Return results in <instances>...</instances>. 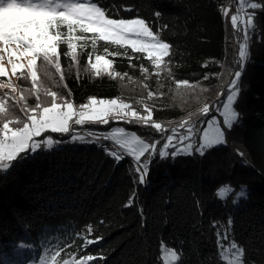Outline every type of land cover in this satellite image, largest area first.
<instances>
[{"label": "trees", "instance_id": "obj_1", "mask_svg": "<svg viewBox=\"0 0 264 264\" xmlns=\"http://www.w3.org/2000/svg\"><path fill=\"white\" fill-rule=\"evenodd\" d=\"M228 1L100 0L106 8L118 11L112 18L139 17L154 32L159 31L171 45L166 58L171 75L165 71L157 77L150 61L130 49L131 61L123 55L105 54V47L109 53L123 49L104 42L95 49L89 44L74 64L64 55L67 46L62 44L64 80L47 66L53 81L48 88L66 95L71 90L74 103H84L89 96L117 97V78L94 76L87 68L91 52L92 57L99 54L112 59L114 70L122 75L139 78L141 65L149 69L148 87L162 93V107L151 108L152 118H173L200 105L217 83L213 104L220 105L239 70V42L244 37L243 27L237 32L231 24L232 5L227 15L223 13ZM234 1L238 7L239 0ZM248 2L259 3L261 8L246 9L254 13L255 28L234 104L240 116L232 128L225 129V143L206 149L203 156L194 149L192 155L175 158L162 159L156 153L144 184L138 182L133 159L124 157L117 164L95 143L40 150L6 174L0 172V264H40L42 255L54 264L51 257L57 251L60 264L77 252V260L83 255L106 257L90 264H162V243L182 254L178 264H226L219 255L218 231L228 233L224 245L236 242L244 249L243 264H264V0ZM184 79L190 85H207L197 94L190 90L188 102L180 107L178 99L168 93L177 87V80ZM200 122L197 126L201 128L203 119ZM121 125L139 131L138 126H125L121 121L89 124L98 128ZM225 184L233 191L222 200L215 193ZM242 187L246 196L237 198ZM133 194L132 205L125 207ZM88 226L92 227L90 235ZM81 234L102 239L83 249ZM57 242L59 247L45 252L46 244Z\"/></svg>", "mask_w": 264, "mask_h": 264}, {"label": "snow or ice", "instance_id": "obj_2", "mask_svg": "<svg viewBox=\"0 0 264 264\" xmlns=\"http://www.w3.org/2000/svg\"><path fill=\"white\" fill-rule=\"evenodd\" d=\"M239 3L237 14L231 15L233 29L240 31L242 26L244 32L243 42H239L237 57L239 70L234 73L235 78L231 80L222 110L218 105L215 106L216 111L223 116L224 125L229 129L240 116L234 104L240 91L238 81L250 56V33L255 28L254 13L246 9L261 8V4L249 3L248 0H239ZM124 10L132 11L129 7H125ZM227 11L224 10L225 15ZM113 15H118V11L113 12L106 8L100 0H0V77L4 78L0 79V172L6 174L16 163L24 162L40 150L51 151L65 143H95L104 148L106 155L114 158L117 164L124 159V153L133 157L138 165L135 169L139 177L138 182L140 184L147 182L148 163L156 154L159 142L147 143L135 132H127L124 127H113L103 133L94 131L81 133L77 127L89 124L108 125L120 121L148 124L152 121V109L147 104L144 107L146 113L144 115L121 98L104 99L89 96L87 102L77 105L71 99V90L67 96L52 91L39 75L38 62L44 66L45 76L51 79V74L47 71V66H51L60 73V80L63 81L60 46L66 44L67 52L64 55L70 57L74 64H78L80 53L89 44L95 49L100 42L123 49V52L109 53V48L105 47V54L123 55L131 61L134 57L128 55L130 49L132 53L143 54V57L150 61L157 77L165 71L171 75L169 63L166 61L171 55V45L160 37L159 31L154 32L145 19L112 18ZM156 15L159 16L160 13L157 12ZM62 29H66V33ZM88 63L94 76L107 74L113 79L117 77L123 79L128 75L115 71L113 60L106 58V55L97 54L93 61L92 53L89 52ZM140 71L147 79L149 69L141 65ZM21 81H30L31 88L21 87ZM176 86L190 87V84L184 79L177 80ZM153 95V92H148L149 98ZM32 96L36 98L34 106L27 102ZM17 107L22 116L15 114L14 110ZM211 111L212 106L204 104L198 113L190 114L182 121L179 128H173L172 134L167 135V142L160 148L159 156L163 159L169 155L173 158L179 155H192L193 149L203 156L206 149L225 143L224 131L215 116L207 120V127H204L200 134L199 144L196 143L195 137L199 132L196 125L201 122L193 119V116H206ZM152 127L160 132L167 131L160 123H152ZM180 129H185L187 135L181 134ZM50 133L60 134L61 137L67 136L68 139H54ZM102 140L111 141L116 147H106L100 143ZM185 141L188 143L185 144ZM169 148L175 150L169 153ZM145 156L147 159L142 160ZM232 191L231 186L225 184L220 186L215 194L223 200ZM236 196L237 198L246 196L243 187ZM134 198L135 194L125 207H130ZM233 203H237V200ZM87 232L91 234V226H88ZM217 237L220 257L226 260L227 264H243L244 249L236 242H232L227 248L224 245V241L228 239L227 231L223 235L218 231ZM79 238L83 239V249L102 239V237L88 239L83 234ZM20 247L31 246L21 244ZM53 247H59V242L55 245L46 244L45 252L51 251ZM160 252L163 264H178L182 255L163 244ZM60 255L61 253L57 251L51 257L54 264H60L58 260ZM77 255L79 252L72 254L71 259H64L63 264H90L98 258L106 259L102 255L100 257L83 255L77 260ZM40 264H48L46 256H40Z\"/></svg>", "mask_w": 264, "mask_h": 264}, {"label": "rangeland", "instance_id": "obj_3", "mask_svg": "<svg viewBox=\"0 0 264 264\" xmlns=\"http://www.w3.org/2000/svg\"><path fill=\"white\" fill-rule=\"evenodd\" d=\"M230 2H231V0L228 1L226 3V5L223 7V9H222L223 13L225 14V12H224L225 9H227L229 11L230 6L232 5V7H233L232 9H234L233 15L237 14V10L240 7V3H239V6L236 7L235 1H234V3H232V2L230 3ZM62 31H64L66 33L67 30L66 29H62ZM237 43H238V40H237ZM94 58H95V56L92 57L93 61H94ZM4 63L5 64L7 63V58H5ZM87 65H88L87 68L89 69L91 74H93V70L91 69L89 63ZM39 68H40V72H39L40 78L45 82L46 86L48 87L50 82H53V81H51L47 76H45V74H44V66L40 65V62H39ZM47 71L49 73H51V70L48 67H47ZM142 74L143 75L140 76L139 78L138 77L134 78V77L129 76V75L124 76L123 79H121L120 77H117V80L119 81V86H120V93L115 98L123 99L125 103L133 105L136 108L137 111H139L142 115H144V114H146L144 112L145 104H147L149 106V108H152V107L160 108V107H162V104L160 102L161 101L160 97H161L162 93L161 92H155V91H153V89L148 87L149 85H148V82H147L148 80L147 79L150 77V74H149V77L147 76V79H145V74L144 73H142ZM51 77H52V74H51ZM0 79H4V78L0 77ZM13 79H15V77H13ZM20 84H21V87H23V88H26V89L27 88H31V82L30 81H21ZM173 84H175V82ZM145 85H147V87ZM206 85L207 84L203 85L202 82H199L197 84L190 85V87H180L178 89H177V87H173V89L170 91V93H168V96H171L172 99L173 98H177L178 102H179V106L183 107L188 102L187 98H188V95L191 93L190 90H195L196 93H194V94H197V93L201 92ZM217 86H218V83L215 84L213 90H210L209 94L207 95V98L203 102H201L200 105H198L196 107L194 106V107H192L190 109H186L184 113H182V114H180V115H178L176 117L165 118V119L152 118V121L150 123H148V124H144L142 122H140V123H136V122H134V123H124L123 121H121V122H123L125 126H129V125L130 126H138L139 127V131L138 132L136 131L137 129L136 130L125 129V130L127 132H129V133L135 132L138 136H140L142 139H144L145 142H147V143H157V142L162 143L161 147H158L159 143H157L156 153H159L160 148H162L163 144L167 142V135H171L172 134L171 130L173 128H179L180 123L182 121L186 120L189 117L190 114L198 113V110L200 108H202L204 104H209L210 106H212V111L208 115H206V116L194 115L193 116V119L198 120V121L203 119V124H202L201 128L196 125V127L199 129V132H197L196 137H195V138L198 139V141H197V145H198L199 144L200 134L202 133L203 128L207 127V120L211 119L213 116L216 117V119H217V121H218V123H219V125H220V127H221V129L223 131H225V129L227 128V126L224 125V123H223V116H221L220 113L216 111V107L213 104L214 96H215L214 93H215V90L217 89ZM191 87H192V89H190ZM174 89H176V90H174ZM52 91H56V90H52ZM149 91L154 93L153 97H151V98L148 97V92ZM58 92L61 95L67 96L66 93L63 92V91H58ZM224 95L225 96H224L223 102L220 105H218L221 108V110H222L223 103L226 101V98H227V95H228V91ZM42 96H43V94H42ZM104 99H109V98H104ZM140 101H143V103H140ZM27 102H28V104L30 106H34L36 104L35 96L30 97ZM9 103H11V101ZM75 104L79 105L81 103H75ZM14 111H15L16 115H21L22 116V114L20 113L18 107ZM152 123H160L162 125V128L166 129L167 131L166 132L157 131L154 127H152ZM77 127H78V130H79V128L81 126H77ZM85 127H88V128H91V129L111 130V128H98V127L89 126V125H85ZM116 127H123V125L116 126ZM145 128H148V130H146ZM180 133L183 134V135H187V132H186L185 129H180ZM50 135H52L54 139H62L60 134H51L50 133ZM64 139L66 140V139H68V137L64 136ZM186 143H188V141H185V144ZM89 144L90 143H83V144L82 143H65V144H62V145L78 146V145H89ZM62 145H59L57 147H60ZM174 150H175L174 148L171 149V152L174 151ZM126 154L127 153H124L125 157H126ZM127 157L133 159V157H131V156H127ZM146 158L147 157H144V159H146ZM132 161L134 162V159ZM133 165L135 167L138 166L136 162H134ZM229 245L230 244L225 245V247L227 248ZM164 246L167 247L166 245H164ZM160 248H161V246H160ZM160 256H161V252H160ZM224 261L227 264V261L226 260H224ZM162 264H163V260H162Z\"/></svg>", "mask_w": 264, "mask_h": 264}, {"label": "built area", "instance_id": "obj_4", "mask_svg": "<svg viewBox=\"0 0 264 264\" xmlns=\"http://www.w3.org/2000/svg\"><path fill=\"white\" fill-rule=\"evenodd\" d=\"M79 131H81V133H84V132H86V131H94V132H101V133H103V132H108V131H110V130H105V129H91V128H88V127L83 126V127H80V128H79ZM100 143L104 144L106 147H116V146L112 145L111 141H103V140H102ZM97 146H98L99 148H101V149H104V148L100 147L98 144H97ZM121 151H122V150H121ZM127 156H129V155L126 154V157H127ZM124 157H125V156H124ZM131 159H132V158H131Z\"/></svg>", "mask_w": 264, "mask_h": 264}]
</instances>
